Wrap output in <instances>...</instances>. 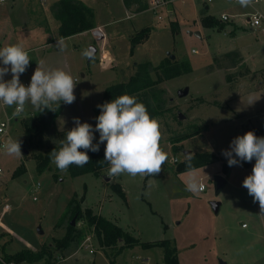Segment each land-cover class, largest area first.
<instances>
[{"label":"rangeland","instance_id":"1","mask_svg":"<svg viewBox=\"0 0 264 264\" xmlns=\"http://www.w3.org/2000/svg\"><path fill=\"white\" fill-rule=\"evenodd\" d=\"M32 1L35 6L30 5ZM54 1L0 3V47L20 45L28 53L30 64L20 77L25 86L30 85L38 64L44 71L62 69L72 76L76 99L71 105L63 103L62 125L74 126V118H79L95 128L94 109L105 88L127 81L139 62L147 60L157 66L165 58L186 59L191 71L171 79L152 72L167 99L163 113L153 118L160 126L159 147L167 155L155 175L109 176L108 166L99 175L73 177L51 161L49 169L39 173L37 158L66 135L54 128L42 133L37 129L31 133V142L23 145L22 123L37 110L28 102L24 112L13 117L15 106L0 101V121L11 117L9 135L0 136V143L19 140L22 153L8 155L0 144V257L28 248L44 250L52 264H165L160 244L168 239L179 264H219L220 260L264 264V215L243 187L256 161L230 167L222 154L239 135L252 131L264 137V24L252 27L243 22L254 11L264 16V0L246 6L233 0H174L156 9L149 4L130 19L122 0H81L92 8L94 23L101 25L108 43L93 30L61 38L51 12ZM221 12L230 15L223 21L224 28L202 23L205 15L219 20ZM144 27L150 28L148 37L132 47L131 37ZM91 46L96 53L89 59L84 52ZM103 49L112 59L104 62L105 67L100 61ZM228 50H238L242 57L239 54L236 61L233 55L224 56ZM4 79H12L11 73ZM182 89H188V94L179 95ZM132 97L138 103L142 98ZM193 130L195 135L180 139ZM94 134L99 141V133ZM101 146L105 152L106 142ZM195 154L209 155L210 162L176 171L179 163ZM21 164L25 170L16 174ZM216 175L226 179L218 195ZM193 181L198 185L196 191L188 189ZM114 183L121 186L125 197L114 191ZM214 201L219 202L218 210ZM75 208L80 212L76 218L69 213ZM86 209L110 218L150 246H128L122 240L102 245L87 222ZM69 219L83 237L75 248L64 249L59 241L67 234ZM22 263L45 264V259Z\"/></svg>","mask_w":264,"mask_h":264},{"label":"clouds","instance_id":"2","mask_svg":"<svg viewBox=\"0 0 264 264\" xmlns=\"http://www.w3.org/2000/svg\"><path fill=\"white\" fill-rule=\"evenodd\" d=\"M239 2L246 6L250 0ZM84 55L91 57L92 53L85 51ZM0 62L3 65L0 66V101L9 107L15 106L13 117L20 116L28 102L36 110L43 112L55 111L52 105L59 107L61 101L68 105L75 101L74 80L62 69L44 71L38 64L30 85L26 87L20 82L21 74L30 64L29 55L22 46L0 47ZM9 72L12 79L5 81L4 77ZM97 107L101 114L96 118L95 128L74 118L75 127L66 133L59 150L54 149L49 154L52 164L61 172L67 171L72 164L83 167L90 162L87 152H98L99 144L106 142L104 161L110 166L109 176L124 173L133 177L138 174H158L167 155L159 147V123L150 117L145 105L138 103L132 96L122 95ZM96 132L99 133V144H93ZM3 147L8 155H22L19 140H9ZM222 154L230 167L240 161L251 162L255 159L252 174L245 178L243 187L254 198V202L259 203L260 215H264V137H257L254 132L249 131L235 138L230 150H225ZM188 189L196 191L197 183L193 181Z\"/></svg>","mask_w":264,"mask_h":264},{"label":"trees","instance_id":"3","mask_svg":"<svg viewBox=\"0 0 264 264\" xmlns=\"http://www.w3.org/2000/svg\"><path fill=\"white\" fill-rule=\"evenodd\" d=\"M122 2L125 8L132 9L136 13L144 11L149 7L147 0H122ZM51 12L55 19L59 22L57 31L61 38L90 30L95 27L94 12L92 8L86 5L81 0H55L51 4ZM201 20L204 25L216 26L218 29H222L225 27V23L223 21L217 20L210 15L203 16ZM149 32V27L141 28L138 32H136L131 37L132 47L135 44L145 40L148 37ZM223 55L226 57L233 55L236 61L240 58L239 52L236 50L227 51ZM190 71L191 66L189 61L186 59L181 61H171L170 59L165 58L157 66H153L147 60L139 62L136 65L135 72L129 77L127 81L116 82L110 84L105 88L102 99L98 105H102L105 102H111L113 99L122 95L133 96L138 94L142 97L139 103L144 104L150 117L154 118L163 113V111L165 110L164 105L167 99L165 97L164 88L157 87L159 79L153 78L152 72H156L157 74L162 76L163 79H171L180 74L188 73ZM62 103L63 102L61 101L59 107L55 104L52 105V109H54L55 111L44 110L43 112H41L37 110L33 113V118H28L27 121L22 123L23 145H28L31 142L32 131L38 129L37 131L42 133L44 130L52 128L55 129V118L58 116L62 109ZM97 106L94 109L96 118L101 114V110ZM33 119L34 122L31 123L30 121ZM67 132L61 134L66 135ZM196 133L197 131L193 130L192 132L181 135L180 139H186L187 137L195 135ZM254 133L256 134V132ZM93 144H99L96 136L93 140ZM60 147L61 143L59 145H53L47 148L45 150V153L37 158L36 170L39 173H42L45 170L49 169V163L51 161L49 154L54 149L59 150ZM80 151L85 150L80 149ZM87 154L90 157L89 163H87L83 167H78L75 164H72L68 167V171L71 176L76 177L86 173L99 175L100 171L109 166L108 163L104 161L105 153L101 144H99L98 152L88 151ZM208 162H210L209 155L195 154L188 157L185 161L179 163L176 167V171H186ZM225 162L228 163L227 158ZM24 170L25 168L21 164L15 170V173L21 174L24 172ZM112 187L116 193L120 194L122 197H125V194L119 184L114 183L112 184ZM68 206L69 202L66 207L67 210ZM69 213L71 217L76 218L80 212L78 208H75ZM84 214L87 218L88 224L93 226L94 233L102 245L109 246L113 245L119 240H122L128 246L136 244H141L143 247L150 246V244L147 242H139L138 239L131 236L120 225L116 224L111 219H108L105 216L95 214L90 209H86L84 211ZM82 237V233L78 230H75L74 225L70 222L69 219L67 234L59 241V245L64 249H73L80 243ZM167 242L168 239H165L162 240L160 244L163 247V259L165 264H179L175 253V246L170 247L168 246ZM41 257H44L45 264H52L48 256H46V252L42 249L39 251H33L31 249L24 248L13 254L4 252V258L7 260L32 262ZM108 264H113V261H109Z\"/></svg>","mask_w":264,"mask_h":264},{"label":"built area","instance_id":"4","mask_svg":"<svg viewBox=\"0 0 264 264\" xmlns=\"http://www.w3.org/2000/svg\"><path fill=\"white\" fill-rule=\"evenodd\" d=\"M233 1L239 2V0H233ZM3 2H5V0H0V3H3ZM162 2H163V0H149L148 4H151L153 7H156ZM250 2H251V0H250ZM257 2H259V0H253V2L249 3V4H254ZM219 20L227 21V20H229V16L226 13H221ZM243 21L245 23H248L252 27H257L259 25L264 24V16L260 12L254 11L251 14H249L246 17V19H244ZM262 30L264 31V27L262 28ZM100 61H101L102 67H105L104 62H112L110 54L107 51L102 50ZM27 86H29V85H27ZM10 120H11V117L7 116L5 118V120L0 121V136L1 137H5V136L9 135ZM0 144H1V146H4L3 142H1ZM173 160L176 161L177 159L175 158ZM199 189L200 190L204 189V185L202 183L199 185ZM3 207H4V209L7 210V209H9V204L6 203L3 205ZM242 226H245V224H242ZM0 264H23V263H22V261L7 260V259H4L3 257H0Z\"/></svg>","mask_w":264,"mask_h":264},{"label":"crops","instance_id":"5","mask_svg":"<svg viewBox=\"0 0 264 264\" xmlns=\"http://www.w3.org/2000/svg\"><path fill=\"white\" fill-rule=\"evenodd\" d=\"M148 1V0H147ZM174 0H163V2L162 3H160L158 6H156V7H153L152 9H156V8H158V7H160V6H162V5H167V4H171L172 2H173ZM83 2V1H82ZM239 3V2H238ZM31 6H35V3L32 1L31 2V4H30ZM149 8V7H148ZM147 8V9H148ZM209 8V7H208ZM208 8L206 9V11H205V13L204 14H206V12H207V10H208ZM126 10H128V11H130L129 13H127V15H126V18L127 19H130L133 15H134V13L136 14V12H134L132 9H127V8H125ZM146 9V10H147ZM142 12V11H141ZM221 13H226V12H221ZM229 17H230V15L228 14V13H226ZM231 14H233V13H231ZM233 17V16H232ZM95 21V20H94ZM58 22V21H57ZM244 22V21H243ZM59 23V22H58ZM231 24L233 23V25L235 26V23L234 22H230ZM58 27V26H57ZM95 28H99L100 30H101V32L103 33V37L101 38V39H104V41H105V43H108V41H107V39L105 38L106 37V34H105V32L103 31V29L101 28V25H98V24H96V22H95V27L94 28H92V29H90L89 31H92V30H94ZM81 33V32H80ZM78 34V33H77ZM103 51H107V50H104L103 49ZM228 51H231V50H228ZM236 51H238V50H236ZM108 52V51H107ZM227 52V51H226ZM239 52V51H238ZM109 53V52H108ZM224 53V52H223ZM110 54V53H109ZM240 54V53H239ZM240 57H242L241 56V54H240ZM242 62H244L243 61V58H242ZM21 77V76H20ZM63 103H62V109H61V111H60V113L58 114V116L55 118V122H54V126H55V131H56V133H64V132H67V131H69V130H71L73 127H75V125L74 126H68V125H62V124H64V120H63ZM105 153V152H104ZM1 213H2V211H0ZM110 219V218H109ZM247 227V226H246ZM242 228H245V226H242Z\"/></svg>","mask_w":264,"mask_h":264},{"label":"water","instance_id":"6","mask_svg":"<svg viewBox=\"0 0 264 264\" xmlns=\"http://www.w3.org/2000/svg\"><path fill=\"white\" fill-rule=\"evenodd\" d=\"M207 8H208V6H206L204 8V10L201 12L202 15L205 13ZM93 33H94V35L98 36L99 39H101L103 37V33L101 32V30L99 28H95L93 30ZM194 34L196 36H200V32H198V31H195ZM89 52L92 53L91 57H89V59H91V58L94 57V55L96 53V48L94 46H91L89 48ZM170 58L173 59L174 56L170 55ZM187 94H188V89H182V90L179 91V95H181V96H185ZM23 152L26 153L27 150L24 148ZM185 154H188V151H185ZM225 184H226V179L223 176L216 175L214 177V191H215L216 195H218L220 193V191L222 190V188L224 187ZM212 204H213L214 209L218 210L219 202L214 201ZM71 223L74 224V220H72ZM219 264H226V262H224L223 260H220Z\"/></svg>","mask_w":264,"mask_h":264}]
</instances>
